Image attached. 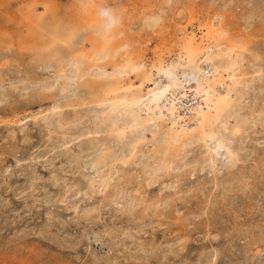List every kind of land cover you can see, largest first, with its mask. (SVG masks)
Instances as JSON below:
<instances>
[{"label": "rangeland", "instance_id": "obj_1", "mask_svg": "<svg viewBox=\"0 0 264 264\" xmlns=\"http://www.w3.org/2000/svg\"><path fill=\"white\" fill-rule=\"evenodd\" d=\"M31 3L43 20L57 15L64 23H76L81 8L79 0H0V69H3L4 81L7 79L4 84L10 85L11 78L17 82L25 75L34 76L45 84L53 83L59 68L65 70L59 82V85L64 84L73 70L68 48L76 44L77 50L94 51V46L103 42L97 35L99 29L89 27L88 22H79L84 26L73 38L74 44L63 47V53L59 54L62 62L58 61V56L51 59L48 54L38 60L36 48L41 42L34 39L22 42L30 27L23 8ZM91 5L96 9L111 6L123 15V24L114 31L120 34L114 40L123 38L132 52L143 51L134 53L145 56L148 63L153 61L157 48H166L172 55L178 53V45L173 40L176 26L185 24L188 28L200 29L199 26L205 27L211 20L224 18L226 30L236 37L229 36L230 40L243 46V51H239L243 68L250 72L255 67L264 68V0H94ZM161 17L163 22L159 23ZM154 18L158 23L151 25ZM41 31L46 34L45 40L48 30L41 28ZM108 70L111 71L110 65ZM10 74L15 76L10 77ZM134 76L130 75L132 79ZM40 83L31 84L30 91L22 96L19 89L10 96L12 90L8 87L9 96L0 103V264H198L200 257L205 259L215 247L226 261L221 260L219 264H240L241 260L229 261L239 257L234 253L240 254V249L249 251L251 264H264V240L255 237L256 232L264 228V127L261 119L252 127L249 121L244 124L249 130L246 128L243 136L252 138L246 140L248 144H241L247 152H240V161L232 171L236 177H228L222 161L216 171L209 167L202 171L205 147L197 143L198 147L192 144L188 148L192 152L186 159L191 165L178 168L181 170L164 169L162 175L158 174L160 178L148 184V176H153L156 167L151 139L154 124L148 125L150 128L147 126L145 133L127 130L124 141L104 132L103 124L98 133L87 134L95 132L97 116L105 109L88 100V105L77 106L76 110H64L60 116L48 113L47 119H41L36 115L38 112L51 108L56 102H77L88 90L79 83L78 89L65 94L57 86L46 93L45 100H40L37 96ZM22 84L20 81L17 85L21 88ZM263 99L264 69L262 78L253 83L241 105L238 103L234 117L260 118L254 111L263 107ZM59 118L76 122L60 128ZM124 118L129 119L130 115ZM19 120L22 122L16 123ZM142 134L151 142L141 146L135 160L127 165L114 163L113 171L110 165L103 169L92 166L102 148L109 161L112 155L129 154L132 141ZM183 161L178 157L173 166L178 167ZM110 172L109 187L105 192L100 191V180L103 176L107 178ZM36 174L41 179H35L32 189H28ZM241 177L249 178V188L243 183L246 179ZM213 183H218V188ZM130 196L134 203L129 201ZM142 198L144 201L140 200ZM137 203L138 206L132 208ZM92 206L96 211L90 213ZM144 208L148 212H144ZM107 229L109 234L105 233ZM223 237L226 241L221 242ZM252 242L259 243L253 245ZM115 243L119 250L112 251L109 248ZM171 248H180V251L176 255Z\"/></svg>", "mask_w": 264, "mask_h": 264}, {"label": "bare ground", "instance_id": "obj_2", "mask_svg": "<svg viewBox=\"0 0 264 264\" xmlns=\"http://www.w3.org/2000/svg\"><path fill=\"white\" fill-rule=\"evenodd\" d=\"M98 5H100L99 2ZM94 7L95 6L90 5L87 9L80 8L79 13L77 14L78 19L75 21L76 23H70V21L64 23L61 22L62 20L57 17V15L51 16V18H47V20H43L41 15L36 13V8L33 6V3L27 4L23 9H25V15L30 19V27L28 34H26L24 39L25 41L22 40L23 37L20 36L19 38L23 43L33 39L41 42L39 47L36 46L38 60L44 59V54H48L47 56L51 59L58 56V61L62 62L60 61L59 54L63 53V47L72 46L74 44V42H72L73 38L79 34L80 29L84 26V23L82 24L79 22H88L90 24L89 27L93 26V28L98 29L102 24V20L97 14V9ZM157 21L158 19L154 18L151 25H156L158 23ZM224 22V18L222 21L211 20L209 23L204 24L205 27L201 25V28L199 26L200 29L193 27L188 28L185 24V27H183L184 25L180 26L181 24L179 25L180 27L176 26L178 28L175 34L176 37L173 40L175 44L177 43L178 45V53L172 55V51L168 52L165 50L166 48H157L151 63L146 61L145 56L137 55L141 54L143 51H134L137 54L132 52V47L130 46L129 49L130 44L123 42V38L115 41V37L120 33H111L106 39H103V42L99 44L100 46H94L95 50L90 53H87L84 50H77V48L74 47L75 44L71 49L68 48V50H71L70 54H72L69 59V64L72 66L73 70L71 74L67 76L65 83H60V85V79L63 78V73H65L64 68H59L53 83L45 84L44 81L36 80L34 76L25 75L17 82L11 78L10 85L4 84L7 79L4 81L5 76L2 73L3 71H1L3 69H0V103L5 100V97L9 96V93L6 91L8 90V87L12 90L10 96H12L11 94L18 89L20 96H22L23 93L30 91L31 84L42 82L40 83V92L37 93V96L38 99L45 100V98H47L46 93L57 86L60 87L59 90L61 89V92L66 94L68 90L72 91L71 89H78V84L81 83L80 86L86 87L88 91L84 93L85 95L81 96L79 100L80 103L79 101L75 102V100H68L63 104L56 102L51 108L40 111L36 115H40L39 118L44 120L48 118V113H52L51 115L53 116L56 114L60 116L64 110H76L77 106L88 105L86 102L88 100L90 101L89 103L96 105V107H105V109L101 110L97 116L99 122L96 129H94L95 132L88 131L87 134L98 133L103 124L102 127L104 128V132L111 133V136L112 134H115L116 139L122 141L126 138L127 130L132 132L141 131L142 133L146 130L148 125L150 126V124H154L155 129L151 132V139L153 141L152 146L154 147L152 149V156L154 158L153 164H155L154 166L156 167L153 169V174L151 173L153 176H148V184H151L155 182L157 178H160V175H162L161 172L164 169L167 171L169 169L174 170L175 168L184 169L187 164L191 165L186 159V157L192 152L188 148H190L189 146L192 144L197 143L202 145L201 148H203V146L205 147V150L202 151L203 158L201 161L202 164L205 163L202 168L200 167L202 171L207 167L211 168V171H214L222 161L221 163H223L226 173L228 172L230 174H228V177L231 175L235 176L232 174V171L240 161V152L246 151L241 144L245 143L250 137L249 135L243 136V133H245L247 128L244 124H248L247 122L249 121V126L252 127L257 123L258 119H261L260 122H262V127H264V104L261 109L254 111L259 113L260 118L255 116L253 119L250 116L251 119H248L249 117L246 118L247 116L235 118L233 112L239 108L238 103L241 105L245 95H248L249 91L252 89L253 83L262 78L264 68L260 66L255 67L252 72L243 68V63L240 61L239 57V51H243V46L234 40H230L229 36H234V33H230L226 30L227 27H225ZM41 28L48 30L47 32L49 35L46 36L45 40L44 38L46 34L42 33ZM132 46L134 47V45ZM165 54L167 56H165ZM108 65L111 66V71L108 70ZM132 73L135 75L134 77L138 82L130 77ZM11 75L12 74H10V77L15 76ZM20 81L23 83L21 88L17 85ZM181 110L184 111L181 112ZM114 114H118L119 116H115ZM126 114L130 115L129 119L124 118L126 117ZM36 115L34 116L35 119L37 117ZM187 117L189 119H187ZM19 122H22V120L16 121V123ZM74 122H76L75 119L68 121L65 119L60 120L59 118V127L66 128L68 125H73ZM192 122L195 124L194 126H190V123ZM149 126L148 129L150 128ZM247 130L249 129L247 128ZM247 132L248 131H246V133ZM160 137L161 140H159ZM148 139L149 138L143 134L138 137L136 136L135 140L131 143V149L129 148V154L122 156L112 155L110 158L111 161L106 160L108 157L106 156L107 152L105 153L102 148L101 154L99 153L96 161H92L93 163L91 162L92 166L94 167L96 165L98 168L103 169L104 166L108 165L109 167L110 165L112 170L115 166L114 163L118 164L117 162H121L122 164L127 165L132 159L135 160L138 155L137 152L141 151V146L146 143ZM212 143L214 145H212ZM246 143L248 144V142ZM196 147H198V144ZM53 148L55 147L53 146ZM187 149L189 151L185 152ZM246 149L248 150L247 147ZM252 150H250V152ZM54 151L52 150V152ZM178 157L184 161L180 166L175 167L173 166V163ZM245 159H247V157ZM195 166H197V164H195ZM6 171L9 172L10 170L8 169ZM108 175L107 178L103 176L100 180V186L102 187V189H99L100 191L105 192L109 187L112 176L111 172ZM40 177V175L33 176L30 181L31 185L28 189H32L34 180L39 179ZM241 178L242 180L246 179V182H243L244 184H250L248 177ZM54 182H57V180ZM93 182L94 181L91 182V186L93 185ZM172 186L174 187V185ZM215 186V188H218V183H216ZM118 194L120 195V193ZM197 197L199 198L198 195ZM140 200L144 201L143 198ZM129 201L132 203L135 202L131 196ZM142 201H140V203H142ZM170 201L172 202L173 200ZM165 203L167 202H164V204ZM137 206L138 203L135 206L133 205L132 208ZM145 208L144 212H148ZM150 208L151 205L149 209ZM94 211H96V207L94 208L92 206L89 209V212L91 213ZM88 219L91 221L92 217ZM262 229L261 232H256L258 235L255 236L254 234L255 237H259V240H264V228ZM105 233L109 234V230H105ZM249 236L251 237V235ZM224 237L220 239L221 242L226 241V238ZM96 240L101 241L99 238ZM252 243L254 245L259 242ZM178 244L180 245L181 242H178ZM117 245V243L112 244L109 249L117 251L119 250ZM184 248L185 247H183V249ZM179 249L175 250L171 248V252H174L177 255ZM240 250V254L234 253L231 250L232 253L241 257H236V259L233 258L229 261L233 262L235 260H241L240 264H251L248 256L249 251ZM219 252L220 249L215 247L208 252L209 254L207 253L208 256L205 259L199 255L200 259L198 264H219L221 260L226 263L223 257L220 256L221 253ZM130 257L132 256L130 255ZM186 262H188V258ZM186 264H190V262ZM232 264L238 263L234 262Z\"/></svg>", "mask_w": 264, "mask_h": 264}, {"label": "clouds", "instance_id": "obj_3", "mask_svg": "<svg viewBox=\"0 0 264 264\" xmlns=\"http://www.w3.org/2000/svg\"><path fill=\"white\" fill-rule=\"evenodd\" d=\"M93 3L94 0H79V4L82 9H87ZM97 14L102 20V24L99 26V30L97 32L100 39H106L123 24V15L111 6H99L97 8ZM158 22H163L162 17Z\"/></svg>", "mask_w": 264, "mask_h": 264}]
</instances>
